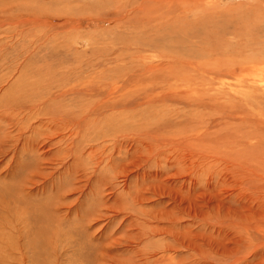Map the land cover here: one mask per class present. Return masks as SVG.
Returning <instances> with one entry per match:
<instances>
[{
	"label": "rangeland",
	"instance_id": "obj_1",
	"mask_svg": "<svg viewBox=\"0 0 264 264\" xmlns=\"http://www.w3.org/2000/svg\"><path fill=\"white\" fill-rule=\"evenodd\" d=\"M263 1L0 0V264H264Z\"/></svg>",
	"mask_w": 264,
	"mask_h": 264
},
{
	"label": "bare ground",
	"instance_id": "obj_2",
	"mask_svg": "<svg viewBox=\"0 0 264 264\" xmlns=\"http://www.w3.org/2000/svg\"><path fill=\"white\" fill-rule=\"evenodd\" d=\"M7 2H8V1H7ZM263 2H264V1H263ZM3 3H4V2H3ZM5 3H6V2H5ZM5 3H4V4H5ZM3 33H4V32H3ZM5 37H6V36H5ZM8 37H9V36H8Z\"/></svg>",
	"mask_w": 264,
	"mask_h": 264
}]
</instances>
